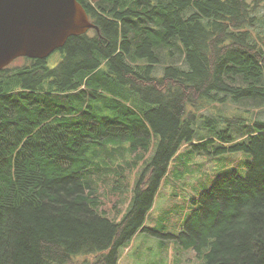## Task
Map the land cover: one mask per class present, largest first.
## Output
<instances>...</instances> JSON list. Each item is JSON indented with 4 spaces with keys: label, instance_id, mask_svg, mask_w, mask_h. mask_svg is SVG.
Returning <instances> with one entry per match:
<instances>
[{
    "label": "trees",
    "instance_id": "16d2710c",
    "mask_svg": "<svg viewBox=\"0 0 264 264\" xmlns=\"http://www.w3.org/2000/svg\"><path fill=\"white\" fill-rule=\"evenodd\" d=\"M76 1L97 31L0 71V264H118L140 231L193 264H264V0ZM182 148L244 173L164 234L144 224Z\"/></svg>",
    "mask_w": 264,
    "mask_h": 264
},
{
    "label": "rangeland",
    "instance_id": "374dc122",
    "mask_svg": "<svg viewBox=\"0 0 264 264\" xmlns=\"http://www.w3.org/2000/svg\"><path fill=\"white\" fill-rule=\"evenodd\" d=\"M22 59L16 60V65H21ZM23 64V63H22ZM164 65V62H163ZM234 106L223 109L225 114L229 113ZM244 110L242 107L240 108ZM251 112V106L248 107ZM258 110V109H257ZM255 111V109L253 110ZM203 113V111H202ZM263 114H261V117ZM197 131V130H196ZM153 151L156 145L152 147ZM182 148L169 167L168 177L159 189V194L154 202V207L149 211L144 226L156 229L164 227V234L178 233L184 222V216L191 211V202L199 196L203 190L209 189L214 180L227 170H236L244 173L243 156L239 153H230L222 156L196 155L191 159L183 153ZM186 151L188 148L185 149ZM196 153V152H195ZM153 152H151V155ZM140 154L130 159L137 158ZM183 163V165H182ZM140 166L129 173L130 182L137 174ZM178 169L182 172L181 177L173 173ZM194 171L193 173H190ZM100 192L103 198L105 211L115 214L117 209L122 212L128 199V190L119 195L111 190V182L103 180ZM158 221L157 225L156 222ZM160 230V229H157ZM165 243V245L161 243ZM160 236H153L149 232H138L128 245L119 251L118 264H193L197 263L193 251H181L171 248V243Z\"/></svg>",
    "mask_w": 264,
    "mask_h": 264
},
{
    "label": "water",
    "instance_id": "95a60500",
    "mask_svg": "<svg viewBox=\"0 0 264 264\" xmlns=\"http://www.w3.org/2000/svg\"><path fill=\"white\" fill-rule=\"evenodd\" d=\"M96 30L76 0H0V71L17 59H46L70 37Z\"/></svg>",
    "mask_w": 264,
    "mask_h": 264
},
{
    "label": "crops",
    "instance_id": "0c3cea01",
    "mask_svg": "<svg viewBox=\"0 0 264 264\" xmlns=\"http://www.w3.org/2000/svg\"><path fill=\"white\" fill-rule=\"evenodd\" d=\"M165 179H166V177H165ZM159 189H160V188H159ZM158 194H159V191H158L156 197L158 196ZM156 197H155V200H156ZM155 200H154V202H155ZM153 207H154V203H153ZM148 217H149V215H148ZM171 248H172V245H171Z\"/></svg>",
    "mask_w": 264,
    "mask_h": 264
}]
</instances>
